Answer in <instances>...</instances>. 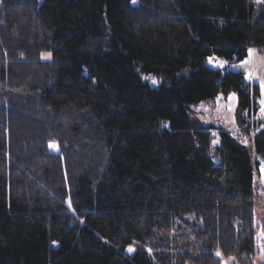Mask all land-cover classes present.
<instances>
[{
	"label": "trees",
	"instance_id": "obj_1",
	"mask_svg": "<svg viewBox=\"0 0 264 264\" xmlns=\"http://www.w3.org/2000/svg\"><path fill=\"white\" fill-rule=\"evenodd\" d=\"M251 48L264 0H0V264H264Z\"/></svg>",
	"mask_w": 264,
	"mask_h": 264
},
{
	"label": "rangeland",
	"instance_id": "obj_2",
	"mask_svg": "<svg viewBox=\"0 0 264 264\" xmlns=\"http://www.w3.org/2000/svg\"><path fill=\"white\" fill-rule=\"evenodd\" d=\"M262 1V0H260ZM249 56L238 62L229 63L225 60H217L214 62V67L224 68L229 67L233 70L243 71L246 74L247 80L254 82L260 86L261 97L259 104L261 105V112L259 113L258 119L264 122V50L251 48ZM52 58L51 53L46 52L43 54V59L50 60ZM238 97L237 94L232 93L228 96L219 95L216 99L208 102H203L199 106H194L191 110V116L195 119H199L205 125L210 126L214 129H223L230 132L239 142L253 147L252 134L250 135L244 130V127L238 121ZM217 134V130H214ZM215 143H217L215 141ZM252 153L256 163H259L258 170L256 171L255 180V194L258 203V213L260 222H264V160L254 153ZM259 221V220H258ZM258 224L257 232L264 230L263 226ZM263 229V230H262Z\"/></svg>",
	"mask_w": 264,
	"mask_h": 264
},
{
	"label": "crops",
	"instance_id": "obj_3",
	"mask_svg": "<svg viewBox=\"0 0 264 264\" xmlns=\"http://www.w3.org/2000/svg\"><path fill=\"white\" fill-rule=\"evenodd\" d=\"M258 246L260 251V257L264 260V231H259Z\"/></svg>",
	"mask_w": 264,
	"mask_h": 264
},
{
	"label": "snow or ice",
	"instance_id": "obj_4",
	"mask_svg": "<svg viewBox=\"0 0 264 264\" xmlns=\"http://www.w3.org/2000/svg\"><path fill=\"white\" fill-rule=\"evenodd\" d=\"M133 2L135 3V0H133ZM258 2H259V0H258ZM250 53H251V50H250ZM153 82L155 83V81H153ZM50 147L58 148V146L55 144H50ZM129 251H131V249H129ZM217 255H220V253H217Z\"/></svg>",
	"mask_w": 264,
	"mask_h": 264
}]
</instances>
